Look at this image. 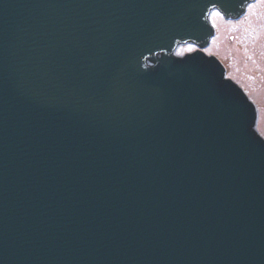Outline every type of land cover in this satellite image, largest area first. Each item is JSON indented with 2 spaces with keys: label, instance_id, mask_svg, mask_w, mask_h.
Instances as JSON below:
<instances>
[{
  "label": "water",
  "instance_id": "1",
  "mask_svg": "<svg viewBox=\"0 0 264 264\" xmlns=\"http://www.w3.org/2000/svg\"><path fill=\"white\" fill-rule=\"evenodd\" d=\"M251 1L0 0V264H264Z\"/></svg>",
  "mask_w": 264,
  "mask_h": 264
},
{
  "label": "rangeland",
  "instance_id": "2",
  "mask_svg": "<svg viewBox=\"0 0 264 264\" xmlns=\"http://www.w3.org/2000/svg\"><path fill=\"white\" fill-rule=\"evenodd\" d=\"M260 10H264V5H255L246 23L242 22V17L235 21L225 19L222 14L214 10L210 19L212 24H215L216 35L205 52L217 56L226 67L227 75H231L236 83L240 86L246 85L252 101L264 113V61L262 60V57L264 58V37L258 42L255 40L250 43L249 35H245L250 27H256L259 24L258 12ZM259 53L262 55L261 58ZM261 124L263 127V129L260 127L261 132L264 135V122Z\"/></svg>",
  "mask_w": 264,
  "mask_h": 264
},
{
  "label": "flooded vegetation",
  "instance_id": "3",
  "mask_svg": "<svg viewBox=\"0 0 264 264\" xmlns=\"http://www.w3.org/2000/svg\"><path fill=\"white\" fill-rule=\"evenodd\" d=\"M260 4H262V6H263L264 5V0H255V1H252L251 3H249L247 5V7H246L245 12L241 16L242 17L241 19H243L242 22L246 23L248 21L249 17L251 16L252 8L255 5L257 6V5H260ZM258 18H259V24H257L256 27H250L249 31L247 30L246 33H245V35L246 34L249 35L250 43H252L255 40L258 42L262 37H264V10H260L258 12ZM231 21H235V20H231ZM246 40H247V37H246ZM260 53H259V56L261 58L262 55H260ZM262 60L264 61V58L263 57H262ZM241 87L244 89V91L246 92V94L250 97V91L248 90V88L246 87V85L244 84ZM256 107H257V111H258L257 129L260 132V134L262 135L261 128L263 129V127H262V124L261 123L264 122V120H263L264 113H262V109L259 108V106L257 104H256Z\"/></svg>",
  "mask_w": 264,
  "mask_h": 264
},
{
  "label": "snow or ice",
  "instance_id": "4",
  "mask_svg": "<svg viewBox=\"0 0 264 264\" xmlns=\"http://www.w3.org/2000/svg\"><path fill=\"white\" fill-rule=\"evenodd\" d=\"M216 15H219V13H216ZM188 51H191V48H189Z\"/></svg>",
  "mask_w": 264,
  "mask_h": 264
}]
</instances>
